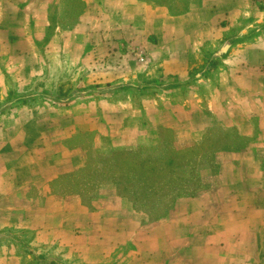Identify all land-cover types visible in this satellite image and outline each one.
Here are the masks:
<instances>
[{
    "label": "rangeland",
    "instance_id": "374dc122",
    "mask_svg": "<svg viewBox=\"0 0 264 264\" xmlns=\"http://www.w3.org/2000/svg\"><path fill=\"white\" fill-rule=\"evenodd\" d=\"M13 1L8 9L15 11ZM19 3L25 12L6 19L10 23L6 33L17 32V27L20 33H31L35 53L11 61L10 56H0V125L25 123L26 116L42 110L31 124L58 126L73 117L88 125L97 118L106 126V143L130 124L139 128L141 138L114 152L96 150L90 166L51 189L60 199L80 192L94 210L106 209V216L96 212L94 222H88L85 229L67 230L70 211L64 200L66 207L60 206L50 214L51 220L48 216L44 221L61 224L56 237L45 228L17 227L12 221L0 227V264H161L162 245L150 236L159 224L154 228L151 224L178 195L192 191L194 174L200 171L202 160L205 166L215 147L231 144L240 132L238 127H250L242 120L244 110H264V0ZM150 6L170 13L172 47L193 37L195 53L166 54L172 70H177L180 61L195 58L194 66L183 75L159 72L157 60L165 56L150 55V16L146 17ZM20 44L10 53L22 49ZM248 96L254 101L248 102ZM72 107L76 109L70 115ZM151 112L172 125H182L183 130L170 127L159 143L150 140V135L143 138L146 126L150 134ZM206 114H213L212 124L203 139L195 138L196 127L208 122ZM228 114L235 127L228 125ZM16 115L20 117L14 121ZM0 149L3 152L4 146ZM111 181L142 216L134 241L115 249L99 240L107 231L105 222L113 217L110 214L118 213V198H94L96 187ZM74 238L78 244L67 243ZM176 252L171 247L169 254L177 256Z\"/></svg>",
    "mask_w": 264,
    "mask_h": 264
},
{
    "label": "crops",
    "instance_id": "0c3cea01",
    "mask_svg": "<svg viewBox=\"0 0 264 264\" xmlns=\"http://www.w3.org/2000/svg\"><path fill=\"white\" fill-rule=\"evenodd\" d=\"M11 1L0 0V33L4 34L0 38V56H10V61L21 55H33L36 44L31 33H20L18 27L17 32L6 33L10 24L6 19L25 12L20 7L21 0L13 1L16 2L15 11L8 9ZM162 9L150 6V14L146 15L150 16V55L165 56L157 60L159 72L183 75L194 66L195 58L180 61L177 70H172L166 54L195 53V46L191 44L193 37L188 38L186 44L172 47L170 13H164ZM18 43H22V49L10 53ZM243 51L247 52V46ZM245 66L250 65L246 62ZM261 67L264 68V64ZM252 97L248 96L246 100L251 103ZM75 109H68L69 114L72 115ZM247 109L250 112L244 110L242 120L248 121L250 127L242 130L236 125L240 132L231 144L215 147L204 167L202 160L200 171L194 174L192 191L178 195L168 211L151 224L152 228L159 224L154 234L150 230V236L162 245L164 258L161 264H172V260L174 264H264V110ZM42 113L41 110L26 116L25 123L0 125V133L4 134L0 138V145L4 146L3 152L0 149V227L13 221L17 227L45 228L56 237L61 224L44 221H48V216L50 219L52 212H58L60 206L66 207L64 200L70 211V217L66 219L67 230L71 231L85 229L88 222L93 223L96 212L106 216V209L94 210L92 203L86 202L80 192L60 199V195L51 189L90 166L91 153L96 150L114 152L138 143L141 136L139 128L130 124L106 143V126L97 118L88 125L84 120L76 122L73 117L64 125L31 124L30 121ZM229 116H225L230 122L228 125L235 127ZM19 117L14 116V121ZM151 117L150 134L146 126L143 138L150 135V140L159 143L165 140L164 133L170 127L183 130L182 125H172L158 113L151 112ZM206 117V126L196 127L195 138L203 139L210 128L213 114H206ZM95 190L97 201L118 198L120 203L118 213L110 214L112 219L105 222L103 227L107 231L99 242L115 249L122 243L134 241L142 216L118 193L113 181ZM12 213L16 217L12 218ZM111 228L109 236L107 233ZM67 243L78 244V240L74 238ZM171 247L177 251V256L169 254Z\"/></svg>",
    "mask_w": 264,
    "mask_h": 264
},
{
    "label": "trees",
    "instance_id": "16d2710c",
    "mask_svg": "<svg viewBox=\"0 0 264 264\" xmlns=\"http://www.w3.org/2000/svg\"><path fill=\"white\" fill-rule=\"evenodd\" d=\"M51 264H56V262L55 261H51Z\"/></svg>",
    "mask_w": 264,
    "mask_h": 264
}]
</instances>
